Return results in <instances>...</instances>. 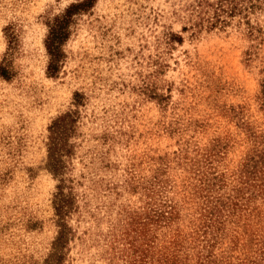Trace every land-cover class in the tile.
I'll list each match as a JSON object with an SVG mask.
<instances>
[{
    "label": "rangeland",
    "instance_id": "obj_1",
    "mask_svg": "<svg viewBox=\"0 0 264 264\" xmlns=\"http://www.w3.org/2000/svg\"><path fill=\"white\" fill-rule=\"evenodd\" d=\"M80 1L0 0V264H50L61 184L58 264H264V163L250 189L245 172L264 158V0L215 25L217 0H95L49 74V24Z\"/></svg>",
    "mask_w": 264,
    "mask_h": 264
},
{
    "label": "trees",
    "instance_id": "obj_2",
    "mask_svg": "<svg viewBox=\"0 0 264 264\" xmlns=\"http://www.w3.org/2000/svg\"><path fill=\"white\" fill-rule=\"evenodd\" d=\"M94 1L95 0H82L77 3H72L66 8L65 12L56 15L51 20V24H49V32L45 40L50 55L48 65L49 74L54 75L59 70L60 61L63 57L62 45L69 36V26L73 20V16L81 11L88 10L94 4ZM210 5L215 8L214 17H216L215 21L212 22V25L220 22L224 24L229 23L227 18L223 16L225 13H227L228 16H234L238 12H241L250 7H254V4L252 3L250 6L247 5L243 8L242 5L239 6V1L237 0H217L215 2H211ZM0 70L2 71V73H6L5 71L7 70V68L1 65ZM67 116H69V114L60 116L54 121L51 127L52 134L51 142L49 144L48 165L50 169L58 176L62 175L64 172V158L66 153L69 151V149L67 148V142L62 141V138L67 131ZM262 153L264 154V151H262ZM259 163H264L263 157L255 160L253 164H247L246 166L247 168L245 169V172H247V174L249 173V176L247 175L248 177L246 183L248 184L247 187L249 189L251 188V186H256V183L252 180L254 179L255 181V179H257L256 177H258L257 166ZM64 187V184L59 185V191L55 196V207L59 216L58 222L60 224V230L55 241V248L52 254L51 261L49 262L50 264H58L61 262L63 250L66 246V243L68 242V236L71 232L66 222V218L72 209V197L70 194L66 193Z\"/></svg>",
    "mask_w": 264,
    "mask_h": 264
}]
</instances>
